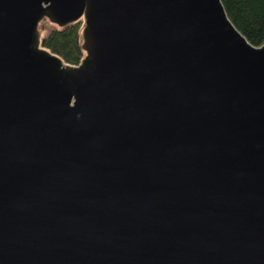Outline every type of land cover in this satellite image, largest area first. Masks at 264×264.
<instances>
[{"label": "water", "instance_id": "95a60500", "mask_svg": "<svg viewBox=\"0 0 264 264\" xmlns=\"http://www.w3.org/2000/svg\"><path fill=\"white\" fill-rule=\"evenodd\" d=\"M0 264H264V44L222 0H0Z\"/></svg>", "mask_w": 264, "mask_h": 264}, {"label": "trees", "instance_id": "16d2710c", "mask_svg": "<svg viewBox=\"0 0 264 264\" xmlns=\"http://www.w3.org/2000/svg\"><path fill=\"white\" fill-rule=\"evenodd\" d=\"M226 13L238 31L256 47L264 44V0H222ZM42 47L78 66L86 57L82 23L62 27L49 18L39 22Z\"/></svg>", "mask_w": 264, "mask_h": 264}, {"label": "rangeland", "instance_id": "374dc122", "mask_svg": "<svg viewBox=\"0 0 264 264\" xmlns=\"http://www.w3.org/2000/svg\"><path fill=\"white\" fill-rule=\"evenodd\" d=\"M82 23V26H83V22H81Z\"/></svg>", "mask_w": 264, "mask_h": 264}]
</instances>
